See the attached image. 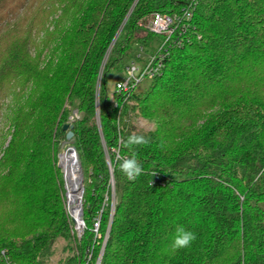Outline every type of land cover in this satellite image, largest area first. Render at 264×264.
Returning a JSON list of instances; mask_svg holds the SVG:
<instances>
[{"label":"trees","instance_id":"obj_1","mask_svg":"<svg viewBox=\"0 0 264 264\" xmlns=\"http://www.w3.org/2000/svg\"><path fill=\"white\" fill-rule=\"evenodd\" d=\"M188 10L161 74L111 95L139 48L164 41L139 23ZM0 124V262L264 264V0H0ZM66 124L83 173L80 238L57 158ZM133 134L149 143L130 150ZM115 149L137 153L136 180ZM179 226L197 238L173 251ZM59 239L70 255L52 263Z\"/></svg>","mask_w":264,"mask_h":264},{"label":"built area","instance_id":"obj_2","mask_svg":"<svg viewBox=\"0 0 264 264\" xmlns=\"http://www.w3.org/2000/svg\"><path fill=\"white\" fill-rule=\"evenodd\" d=\"M184 23L181 25V22ZM192 19L191 10L185 12L184 17L181 18L179 15H166V14H159L153 13L150 15V18L144 23L145 29L150 31L152 34L162 36L164 38L163 43L157 48V50L153 53L147 54L144 52V48L140 47L139 51L137 52V59L131 62L128 66H126L124 73L126 77L123 81L117 82L115 91L118 94L130 95L131 92L136 88L137 85L141 84L147 78H155L159 76L164 68L165 59L170 47V43L173 44H180L181 43V35L185 34L186 31L189 29V22ZM177 33L179 36L176 37ZM177 39V41L175 40ZM129 73H132L129 76ZM122 85V87H121ZM74 117H77V113H74ZM74 118L71 117L70 120L72 122ZM117 159L120 156L119 150H113ZM110 165V164H109ZM111 166V165H110ZM112 181V180H111ZM114 188V184L112 182V189ZM82 200L83 196L79 201L80 208L82 207ZM71 219L74 222V217L71 213ZM82 227L85 224L83 221V216L80 217ZM75 231L78 234V238L81 237L82 232L81 229L77 227V221L74 222ZM4 254V252H2ZM100 255L97 264H100L101 260ZM0 264H11L8 260H3Z\"/></svg>","mask_w":264,"mask_h":264},{"label":"rangeland","instance_id":"obj_3","mask_svg":"<svg viewBox=\"0 0 264 264\" xmlns=\"http://www.w3.org/2000/svg\"><path fill=\"white\" fill-rule=\"evenodd\" d=\"M150 18V15L145 17L139 24L140 26L144 29V23ZM119 34H117L116 38L118 37ZM139 51V50H138ZM144 52H146L147 54H149V50H146V48H144ZM126 77V74L124 72L118 74L117 76H115L114 78H112L110 81H109V91H110V94L113 95L115 93V87H116V83L117 82H121L125 79ZM149 84V81L145 80L140 86L138 89L140 88H143L145 85H148ZM9 103V101H7ZM97 108H99V105H97ZM6 109V108H5ZM6 111V110H4ZM5 113V112H4ZM100 118V116H99ZM128 118H130V121L131 123L137 128V129H140V130H144V131H153L154 130V125L142 118H139V117H136L134 115V113H130L128 115ZM1 128H2V125L0 124V131H1ZM5 131H7L5 129ZM0 136H1V132H0ZM71 143H66V141H63L61 143V146H60V149H59V152L57 154V158H58V166L59 164L61 165V160H62V155L63 153L69 148L71 147ZM1 154V153H0ZM1 157V155H0ZM61 172H62V175H63V180H64V172H63V168L61 167ZM113 174V173H112ZM64 184H65V190H66V193H65V207H66V211L69 215V217L71 218V209H70V206L68 204V199H67V193H68V188H67V185H66V181L64 180ZM114 184V182H113ZM83 193H84V190L82 191V195L83 196ZM112 204L114 205V202H115V187L112 189ZM77 205V203H76ZM81 231H84V225H83V228L81 229ZM83 234V232H82ZM82 236V235H81ZM66 245H67V242L64 240V239H59L56 241L55 245H54V255L51 257L50 259V262L52 263H57V262H62V261H65L66 257L69 254L68 250L66 249Z\"/></svg>","mask_w":264,"mask_h":264},{"label":"clouds","instance_id":"obj_4","mask_svg":"<svg viewBox=\"0 0 264 264\" xmlns=\"http://www.w3.org/2000/svg\"><path fill=\"white\" fill-rule=\"evenodd\" d=\"M131 75L132 73H129V76ZM148 143L149 141L145 136L135 134L130 135L124 142L125 147H128L130 150L135 146H143ZM118 160L120 171L127 177L128 180L134 181L142 174L143 168L135 151H131L130 155L119 156ZM196 238L197 237L194 232L186 230L182 226L177 227L172 242L173 251L189 248Z\"/></svg>","mask_w":264,"mask_h":264},{"label":"bare ground","instance_id":"obj_5","mask_svg":"<svg viewBox=\"0 0 264 264\" xmlns=\"http://www.w3.org/2000/svg\"><path fill=\"white\" fill-rule=\"evenodd\" d=\"M61 167L63 168L65 181L68 188L67 199L72 216L74 217L75 221H77L78 229H82L83 227L79 215V201L82 195V190L80 187L81 170L79 169V163L77 161V154L75 151L72 149H67L63 153Z\"/></svg>","mask_w":264,"mask_h":264},{"label":"water","instance_id":"obj_6","mask_svg":"<svg viewBox=\"0 0 264 264\" xmlns=\"http://www.w3.org/2000/svg\"><path fill=\"white\" fill-rule=\"evenodd\" d=\"M99 115H100L99 108H97V120H98V124L100 126V118H99ZM73 129H74V126L72 124H66V125L63 126V130L65 132H67L66 143H69V144L72 143L73 137H74ZM70 149H72L73 151L76 152V150H75V148L73 146H71L70 148H68V150H70ZM76 154H77V152H76ZM77 161L79 163V169L81 170L80 187H81V190L83 191L84 190V186H83V173H82V166H81V163H80L78 154H77ZM107 161L110 164L109 156H107ZM59 168H61V165L60 164H59ZM111 173H113V169L112 168H111ZM64 180H65V176H64ZM111 180H112V182H114L113 176H112V179ZM79 210H80L79 211V215H80V217H82L83 216V209H82V207ZM74 222L76 223L75 220H74Z\"/></svg>","mask_w":264,"mask_h":264}]
</instances>
